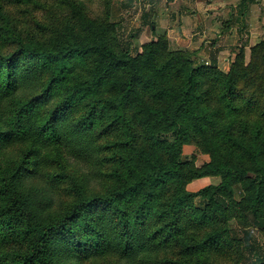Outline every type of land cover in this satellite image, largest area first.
Returning <instances> with one entry per match:
<instances>
[{
	"label": "trees",
	"instance_id": "trees-1",
	"mask_svg": "<svg viewBox=\"0 0 264 264\" xmlns=\"http://www.w3.org/2000/svg\"><path fill=\"white\" fill-rule=\"evenodd\" d=\"M57 1L80 32L46 37L0 0V264H217L231 242L252 247L240 226H264V39L224 72L165 33L132 54L82 0ZM190 141L200 167L182 159ZM206 175L220 181L186 188Z\"/></svg>",
	"mask_w": 264,
	"mask_h": 264
},
{
	"label": "rangeland",
	"instance_id": "rangeland-1",
	"mask_svg": "<svg viewBox=\"0 0 264 264\" xmlns=\"http://www.w3.org/2000/svg\"><path fill=\"white\" fill-rule=\"evenodd\" d=\"M82 2L90 17L101 22H112L114 24L115 30L110 40L118 48H128L132 54L141 52L145 43L163 34V32L158 33L160 30L155 28L157 21L154 18L155 14L153 8L156 7V4L164 5L168 3L169 0H112L109 9H106L103 0H82ZM246 2L247 5L245 10L242 8L238 10L237 8L236 12L234 10L235 13H232L235 17L237 14V18H239V22H241L239 37L234 44L230 43L224 46L226 52L221 56V62H217L216 58L215 64L219 69L223 70V66H228L224 72L230 69L241 49H243L244 63L247 64L250 61V48L264 39V20L257 19L258 16L264 19V0H246ZM5 3L21 19H24L36 30L37 33L45 35L46 37L51 36L56 29H73L76 32L81 31V27L76 18L71 15L67 8L61 6L57 0H46L45 4L32 5L21 3L18 0H5ZM257 3L258 5L261 4L260 7L256 6ZM180 8L187 9L184 4H181ZM254 8H256V11H254ZM242 10L243 12L241 13ZM176 11V13H178V7ZM251 13L254 14L252 22H247L243 16ZM228 17V15L222 17V25H226L229 20ZM209 44L211 47L209 48L210 50L207 49L208 52L203 51L204 42L199 46V49H195L194 51L187 50L186 48H177L170 44H168V49L187 50L192 54L197 63L208 65L211 63L213 57L217 55L215 54L217 48L212 46V41ZM198 50L200 52H198ZM225 58H228V65ZM11 149L13 150L14 146H12ZM181 156L183 160L192 162L195 167H200L210 159L209 154L201 151L193 141L183 144ZM219 181L220 177L216 175L201 176L187 183L186 188L191 191H196L205 185L216 184ZM239 199L240 186L236 184L234 194L230 198L231 205ZM196 200L198 201V199ZM227 211H229L226 216L228 222L233 226L236 225V218L232 212L233 210ZM240 227L250 231L253 244L252 247L243 249V245L240 241L235 243L231 242L227 247L228 253L215 255L213 260L215 263L250 264L251 260L254 259V256L249 254L250 250L264 256V226L247 223L246 226ZM238 258L241 259L239 260ZM100 264L115 263L113 260H110L109 262H101Z\"/></svg>",
	"mask_w": 264,
	"mask_h": 264
},
{
	"label": "crops",
	"instance_id": "crops-1",
	"mask_svg": "<svg viewBox=\"0 0 264 264\" xmlns=\"http://www.w3.org/2000/svg\"><path fill=\"white\" fill-rule=\"evenodd\" d=\"M181 4H184L187 9L180 8ZM246 5V0H169L168 3L156 4V7L153 8L154 18L157 21L155 28L160 30L158 33H165L169 44L177 48L194 51L199 49V46L204 42L203 51L208 52L211 47L209 43L212 41V46L217 48L215 62L216 58L217 62H221L220 58L226 52L224 46L230 43L234 44L241 29L238 15L236 14L235 17L232 13L234 10L236 12L237 8L245 10ZM260 5L257 3L256 6L260 7ZM177 7L178 13H176ZM253 13L245 14L243 18L247 22H252ZM225 15L229 16V20L224 26L222 17ZM257 19L264 20L259 16ZM198 52L200 51L198 50ZM225 59L228 65V58ZM226 68L228 66H223V71Z\"/></svg>",
	"mask_w": 264,
	"mask_h": 264
}]
</instances>
